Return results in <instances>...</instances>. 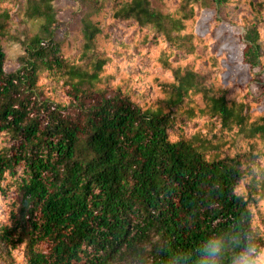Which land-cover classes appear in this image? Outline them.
Instances as JSON below:
<instances>
[{"label": "trees", "instance_id": "16d2710c", "mask_svg": "<svg viewBox=\"0 0 264 264\" xmlns=\"http://www.w3.org/2000/svg\"><path fill=\"white\" fill-rule=\"evenodd\" d=\"M54 1L0 0V264L264 248V0Z\"/></svg>", "mask_w": 264, "mask_h": 264}, {"label": "rangeland", "instance_id": "374dc122", "mask_svg": "<svg viewBox=\"0 0 264 264\" xmlns=\"http://www.w3.org/2000/svg\"><path fill=\"white\" fill-rule=\"evenodd\" d=\"M54 3L62 7L59 13L60 19H67L71 9L76 7L70 0H55ZM209 16L210 13H205L204 18L206 19ZM242 31L243 29L239 27L226 28L221 26L217 29V35H222V48L227 49L231 53L230 59L232 62L227 64V75H238L241 79L247 80V71L241 64L243 42L240 34H242ZM5 50L7 53L6 69L9 71L15 70L18 67V54L23 50L22 46L18 42H9L6 43Z\"/></svg>", "mask_w": 264, "mask_h": 264}, {"label": "clouds", "instance_id": "9594fccd", "mask_svg": "<svg viewBox=\"0 0 264 264\" xmlns=\"http://www.w3.org/2000/svg\"><path fill=\"white\" fill-rule=\"evenodd\" d=\"M217 252L218 248H213L209 255L215 256ZM240 264H264V248L257 251L255 246H249Z\"/></svg>", "mask_w": 264, "mask_h": 264}]
</instances>
